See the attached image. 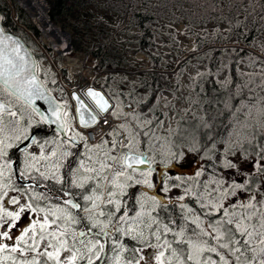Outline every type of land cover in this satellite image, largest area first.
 <instances>
[{
  "label": "trees",
  "instance_id": "trees-1",
  "mask_svg": "<svg viewBox=\"0 0 264 264\" xmlns=\"http://www.w3.org/2000/svg\"><path fill=\"white\" fill-rule=\"evenodd\" d=\"M22 2L24 0H18ZM46 1V2H45ZM25 0L18 3L30 20L35 24L40 36L47 33L52 27L50 21L62 31L70 35V44L76 52L90 53L95 61L96 70H117L127 67L134 68L135 61H129L128 52L141 53L150 60V71L138 74L139 88L143 100L135 102L134 111L138 114L148 115L151 124L146 128L135 127L139 132V143L143 151L148 152L152 159L151 142L154 129L160 124L163 117L158 108L159 95L162 93H175L178 89L177 80L181 75L172 79L164 73L168 69L162 64L157 50V39L161 34V26L173 34V27L184 23L196 42L197 55L195 60L202 63L206 70L198 76L194 82V93L197 97L195 108L200 116L187 114L177 123L175 132L165 134L169 146L175 153L182 149L191 152L196 165L215 172L214 158L219 155L218 147L232 131L236 119L243 116L244 104L257 99L260 88H254L252 80L246 81L239 72V64L243 60H253L250 53L255 50L256 41L264 36V0ZM47 3V4H46ZM48 5V7H47ZM99 7L104 15H95L93 7ZM49 8V12H48ZM0 13L3 15V26L6 31L20 36L33 51L36 60L40 62V55L34 51L32 39L10 17V9L6 3L0 0ZM49 16V17H48ZM113 18V19H112ZM121 18L125 21H118ZM15 19L19 25L38 38L39 33L35 26L25 17L24 13L16 8ZM50 19V21H49ZM117 19V20H116ZM214 24L212 31L200 35L196 28L209 27ZM171 26V27H170ZM55 32L50 36L52 48L60 49L61 53L68 50V39H64L62 31L55 27ZM169 36L170 33H168ZM129 35L133 38L134 47L126 49L124 43L119 42V37ZM86 38L87 44H83ZM174 40V37L171 36ZM210 45H213L209 47ZM178 52L182 49L178 47ZM39 76L43 80L40 70ZM226 76L224 81L219 78ZM44 82V80H43ZM45 83V82H44ZM46 85V84H45ZM102 85V84H101ZM111 94L112 90L108 82L102 85ZM47 89L58 90V99L66 101L65 93L57 85H46ZM7 96L9 103L17 101L23 109L32 112L21 102L14 99L8 92L0 89V97ZM121 99H125L120 94ZM62 101V102H63ZM260 101V100H259ZM15 106V104H14ZM67 110L69 104L65 105ZM19 117L23 116L19 107L15 106ZM264 113V112H263ZM34 116V115H33ZM27 120L26 118H24ZM207 123V126L205 124ZM264 115L257 120L248 121V129L245 130L248 140L244 141L238 150V157L258 160L253 151L260 139H264ZM253 126H258L260 136H252L249 133ZM111 150L115 157L119 148ZM127 152L121 150V154ZM153 161V160H152ZM248 182L244 191L253 189L252 194H260L256 188L264 189V181L259 175L246 174ZM248 192V191H247ZM199 215L204 209H196ZM175 216V217H174ZM181 213L177 214L176 206L169 204V213L164 217L167 222L179 219L188 231L192 225L181 219ZM201 219H204L201 216ZM215 219L209 216L205 219ZM164 221V220H163ZM181 225V224H180ZM137 254L126 250L125 259H131Z\"/></svg>",
  "mask_w": 264,
  "mask_h": 264
},
{
  "label": "snow or ice",
  "instance_id": "snow-or-ice-1",
  "mask_svg": "<svg viewBox=\"0 0 264 264\" xmlns=\"http://www.w3.org/2000/svg\"><path fill=\"white\" fill-rule=\"evenodd\" d=\"M22 47L18 40L6 36L3 30L0 29V89L31 105L42 122L55 125L58 135H61L62 142L66 146L61 156L72 155L68 149L76 147L85 138L72 127L66 106L59 103L50 94L44 83L40 81L37 75L38 67L36 63L32 62L29 65L26 59L27 53L21 55ZM84 94L90 98L91 103L86 104L76 94H73V98L78 105L79 125L82 128H88L97 122V116L109 113V108L115 106L111 105L97 91L88 89L85 90ZM38 100L47 105L43 111L35 106ZM257 103H261V101H253V104ZM85 111L88 112V120L84 119ZM260 111L264 112V107ZM4 112H7L10 116H16L14 111L7 108L5 104L0 103V117ZM109 114L115 115V112ZM104 123H108L106 117ZM28 126L30 127V122ZM205 126H207V123ZM261 127H264V125H261ZM26 132L27 127L25 128ZM249 134L260 136L259 127L253 126ZM23 138L27 139L29 143L35 142L34 138L28 137L26 134L23 135ZM14 139L19 141L21 136L17 135ZM128 139L130 141L128 145L129 152L121 158L122 171L112 178L108 192V203L112 205V208L108 211V221L100 220L99 217L105 216V212L103 210L98 211L95 215H89L86 218L81 217L80 219L90 222V227L86 225V230L76 232L69 229V222L79 223L80 219L74 217L70 211L57 207L51 212L52 218L50 219L49 212L44 208L34 207L28 201L21 203L22 196L9 195L10 191H19V189L8 179L11 175V165L3 158L7 156V149L13 147L14 144L9 142L10 138L8 137L0 138V160H3L0 163V254H6L3 256V260H11L12 264H41V261H43V264H49V261L53 264H76L79 257L86 264H96V261H99L100 264H120L122 252L126 249L122 245L106 248L108 238L115 231H120L124 234L135 232L136 235L132 238L138 240L144 236V228L146 227L150 230L149 238L155 240V243L145 240L146 247L152 249V251L144 253L142 248L135 249L134 253L137 254L126 260L124 264H153V261L155 264H264V189H257L262 198L260 204L252 203L255 199L254 195L248 196V202L239 205V208L243 211H230V209H233L235 201L229 204L228 207H225L222 202L224 198L235 191H243L244 181L232 186L229 191L221 193L220 202L202 204L201 207L209 209L208 211L202 212L199 216L186 217L194 225L190 231L184 225L174 230L170 224L152 217L150 213L148 214V222L141 227V223L137 221L143 215V212L137 213V221L129 224L126 231L122 225L127 224L129 221L127 209L118 217L117 225H112L113 215L121 212L120 197L126 194L125 189L130 184H142L145 187H152L150 180L152 160L142 153L133 152L132 146L135 137L131 132H129ZM113 145L115 146V142H113ZM27 146V144L24 145V147ZM252 147L258 156V160L252 164L251 168L252 170L259 169V179L264 181V139H260ZM56 155L55 151L51 153L52 157ZM180 155L182 153L173 154L174 158H179ZM48 158L43 155L39 157L41 160ZM109 158L116 159L115 157ZM37 159L35 156L30 157L31 164L29 167L39 171L35 164ZM89 159L91 158L89 157ZM227 165L235 167L230 161H227ZM107 167L106 163H101L99 169H84L86 172L95 173V175L78 179L76 186L83 187L86 180H96L97 184L93 185V188H96L103 181H107V176L100 175ZM80 168H84L83 161L80 162ZM128 170H131V172ZM136 172H139L142 179L133 178L132 174ZM20 175L23 177L25 173H20ZM41 176L51 178L45 173H41ZM121 176L124 177V182L120 181ZM57 180L59 182V177H57ZM254 188L255 185L253 184V188H249L247 191L252 192ZM89 191L92 194L84 196L82 199L85 202H92L91 208L86 207L84 209L91 213L93 209L98 208L96 201L103 200V193L97 194L92 189ZM64 195L68 196L70 194L65 192ZM6 200L11 207L5 206ZM64 203L77 210L81 207L79 203L72 199L65 200ZM154 203L158 202L154 199ZM141 207H143V204H141ZM182 207L184 206L182 205ZM187 211L190 213L192 209L189 208ZM60 212L64 213L63 220H61L60 215H57ZM28 213H44V215L38 220H28L27 224L18 223L21 221L22 215L27 219ZM201 216L204 219H201ZM209 216H214L215 219H208L205 225V219ZM58 221L61 222L58 223ZM170 222L174 223V221ZM53 225H55V228H53ZM153 225H156V227L153 228ZM93 228L98 229V231L93 232ZM169 234H171V240L168 239ZM77 240L86 251L76 247ZM6 241H10L11 244L6 243ZM45 241V246L41 249L40 244ZM62 252L69 253L63 260H61ZM110 253H115V255H110ZM3 260H0V264H3Z\"/></svg>",
  "mask_w": 264,
  "mask_h": 264
},
{
  "label": "rangeland",
  "instance_id": "rangeland-1",
  "mask_svg": "<svg viewBox=\"0 0 264 264\" xmlns=\"http://www.w3.org/2000/svg\"><path fill=\"white\" fill-rule=\"evenodd\" d=\"M2 1L8 5L9 9L13 10L14 18L16 15V8H18L35 26L25 11L18 6V3H23L25 0L22 2H19L18 0ZM92 11L95 15H104L99 7H93ZM118 21H122L123 24L125 23V21L121 18H118ZM213 26L214 24H210L209 27L196 28L195 31L199 32L200 35H203L204 32L209 33L212 31ZM172 27L174 28L173 34L168 28L164 26V24H162V35L158 37L156 41L157 50L155 55L158 54L163 61L162 64H166L168 66V69L164 71V73L172 79H175V77L178 76L179 71L182 70V72L177 80V91L175 93L165 92L159 95L158 108L163 117L160 124L153 131L154 134L151 142V151L154 165L151 166L152 171L150 175V180L159 182L157 184V187H159L156 193L149 188L151 190L149 193L150 196L145 195V201H151L153 209H157L159 206L162 204L165 205L167 202H175L183 209V212L185 213V216H182V219L190 223L186 217L199 216L196 209H204L206 211L209 210L207 208H202V204H207L209 202H220L221 193L229 191L232 186L239 184L241 181H244L246 185L248 182V177H246V174L255 175L254 177H257L260 174L259 169L252 170L251 166L255 162L252 160V158H245L244 156L238 157L239 151L237 154L235 152L238 150L241 144L244 143V141L248 140V136L245 134V130L248 129V121L257 120L259 117L264 115V113L260 111V109L264 107V36H261L256 41V49L250 51V53L253 54L254 59L243 60L239 64V72L245 77L246 81L252 80L251 82L253 87L260 88L257 94V99L258 101L260 100L261 103L253 104V102H249L243 105V116L239 119H236L231 133L225 139L223 144L218 147V152L220 154L214 158L218 168L216 166L215 172L212 173L207 169L196 165L197 161L193 159L191 152L185 148L180 150L179 153H182V155H180L179 158H174L173 154H175V152L169 146L167 140L164 137L165 134L175 132L178 121H180V119L187 114L200 116V114L197 112V109L195 108L197 97L194 93V82L196 78L206 70V67L202 63L194 59V57L197 55L196 42L194 37L187 29L186 25L182 23ZM35 28L37 29L36 26ZM55 30L56 28L52 27L47 33H43L41 36L40 32L38 31L39 37H33L32 40L35 46L34 51L41 56L38 70H40L45 84L49 86L57 85L58 88L64 92L62 82L67 84L72 90L76 89L78 91L93 82H98L99 85L110 96L115 106L113 110L115 115H113V117L116 122V127L112 128V130L109 132V136H116V140L119 142V149L123 147L127 150V152H129L128 145L130 141L128 136L129 132H131L135 137L132 150L134 153H136L141 148V146L139 143L140 134L135 127L146 128L151 124V119L148 115L138 114L134 111L135 102L140 103L144 99L139 88L138 74L148 73L150 71V60L144 54L128 52L129 61H135L134 68L127 67L124 69L103 70V72H100L96 70L94 58L90 53L76 51L71 52L69 49L64 53H61L60 49L52 48L50 36L55 32ZM168 33L174 37V40L171 39V36H169ZM62 35L64 39H67V36L64 33H62ZM116 37H119L118 41L124 43V47L126 49H132L134 47L131 44L133 42V38L129 37V35H116L115 38ZM83 44H87L86 38H83ZM211 46L213 45H210L209 47ZM178 47L182 49V52L177 51ZM77 55L84 57L85 70L81 68L78 70L77 68V70L73 71L72 68L69 69L66 67L65 58H74ZM71 66H74V64ZM89 71H92L93 74L91 72V75ZM89 78L92 79L90 80ZM225 78L226 76L224 75L223 77H220L219 80L224 81ZM104 82H108L109 87L112 90L111 94L102 86ZM52 94L54 96H58V94L60 95L59 91L55 89L52 91ZM120 94L126 98L124 100L121 99ZM1 99L4 101L12 100H8L7 96L5 95H2ZM62 101L63 100H61V103L64 105L69 104L67 99L66 101ZM12 103L13 105L15 104V106L20 108L23 114L21 117L29 119L30 122L34 123V125H37V119L33 116V114L23 109L22 105H19L17 101H13ZM68 110L70 115L71 109L69 108ZM14 119L20 124L25 122V119L20 120V117H15ZM69 120L73 125V121L70 116ZM27 132L25 133V129H21L19 130L18 134L14 135V137L20 135L22 138L23 135L27 134ZM14 141L16 140L14 139ZM102 141L99 142L96 147L92 148L94 149L96 155H98L95 151L97 147H101V149H107V143ZM125 153L121 154L120 157L116 155L115 160L110 158L104 160L103 158L112 156L111 150L109 152H105V150L100 151L99 155L102 157H97L96 160H94V163L96 164L94 169H99L101 163H106L108 165L106 168L108 169V172L106 173L108 179L107 181H104L105 183H111L112 178L118 172L122 171L121 158ZM227 161H230L233 165H235V167L228 166ZM128 171L131 172L130 170ZM182 174L187 175L186 179L182 177ZM132 175L134 179H142L139 172H136ZM120 181H124L123 176L120 177ZM152 186L154 187V184ZM256 189L261 188L258 187ZM251 195L255 196V199L252 201V203L259 205L262 199L261 195L252 194L244 190L235 191L233 194H230L224 198L222 202L225 207H228L229 204H232L233 201H235L236 203L233 205V209H230V211L236 210L239 212L243 211V209L239 208V205L247 203V197ZM153 198L158 203H154ZM182 205L184 207H182ZM189 208L192 209L190 213L187 211ZM248 211L250 212L251 210L249 209ZM144 220L145 219L142 217H139L138 221L137 218L130 219L126 227L128 228L129 224H131L133 221L143 223ZM193 227L194 225H192L191 229ZM29 235H31V233H29ZM45 243L46 241L40 244L41 249L44 248ZM143 251L144 253L151 252L149 250ZM124 253L125 252L123 251L120 258V264H124L126 261L125 256L123 255ZM68 255V252H62L61 260H63ZM111 255H115V253H111ZM153 264H155L154 261Z\"/></svg>",
  "mask_w": 264,
  "mask_h": 264
},
{
  "label": "flooded vegetation",
  "instance_id": "flooded-vegetation-1",
  "mask_svg": "<svg viewBox=\"0 0 264 264\" xmlns=\"http://www.w3.org/2000/svg\"><path fill=\"white\" fill-rule=\"evenodd\" d=\"M5 102L13 108V111L16 113L15 117H19L16 107L8 101ZM15 117L8 115V113H4L2 117H0V138L8 137L10 138L9 142H12L14 144L13 147L7 149V156L3 158V160L8 161L11 165V175L8 179H10L11 183L19 189V191H10L9 195L17 197L22 196L21 203L28 201L32 203L34 207L44 208L49 212L50 219L52 218L51 212L57 207H60L66 209L67 211H70L77 219H80L81 217L86 218L89 215H95L96 212L103 210L105 212V216L99 217V219L107 222L108 211L112 208V205L108 203V192L110 190L111 183H105L103 181L101 184L97 185L96 188H93V185L97 184L96 180H86L83 187H77L76 183L78 179L85 178L89 175H95V173L86 172L84 169H94V167H96L94 160H96L97 157L99 158L101 156L99 155L100 151L105 150V152H109L110 149L113 150L115 147L119 148V142L116 140V136L111 137L107 135L99 141L101 142L103 140L107 143V149H101V147H97V149L95 150L99 156L96 155L94 149H92L97 145L92 146L90 142L85 138L83 141H80L76 147L68 149L72 153V155L62 157L61 153L65 150L66 146L63 144L57 133L47 129L38 120L37 125H34V123L30 122L29 119L24 120L25 122H23V124H20L19 122L17 123L15 121ZM21 119H24V117H20V120ZM29 122L30 127L28 126ZM26 127L28 130L26 135L28 137L34 138L35 142L30 143L27 147L19 148V145L25 139L22 137L21 140L14 141L13 137L15 134H18L19 130H24ZM113 142H115V146L113 145ZM150 146L152 149L151 144ZM122 149L125 148L122 147L118 150V157L121 156ZM53 151L57 153L55 157L51 156V153ZM136 153H142L144 154V156L149 157V154H147L148 152L143 151V148H140ZM41 155L49 158L46 160H41L39 159ZM32 156L38 158L35 164L36 168H39V171H36V169L33 167H29V165L31 164L30 157ZM89 157L91 159H89ZM103 159L107 160L109 159V157H105ZM3 160H0V163H2ZM81 161L84 162L83 169L80 168ZM152 165H154L153 161ZM69 169H71V171H69ZM107 172L108 169H105L100 175L106 176ZM20 173H25V175L22 177ZM41 173H45L51 178H45V176H41ZM186 176V174H182V177L184 179H186ZM57 177H59V182L57 180ZM26 182L30 183L26 184ZM158 183L159 182H155V180H151V184H154V187L152 186L153 188L150 187V189H152L155 193L156 191H158ZM90 189L95 191L97 194L101 192L103 193V200L96 201V203L98 204V208L93 209L91 213L85 211L84 209L86 207L91 208L92 202H85L82 199V197L92 194V192L89 191ZM150 189L149 187H145L144 185L130 184V186L125 189L126 194L120 197L121 212L115 213L113 215L112 225H117L118 217L122 212H124L125 209H127V216L129 220L136 219L137 213L143 212V215L141 217L145 220L143 223H141V227H143V225L148 222L147 220L149 213L152 217L159 219L163 223L170 224V226L174 230L183 225V223L179 221V219H175L174 223H171L170 221L167 222V220L164 219V217L169 213V204H173L176 206L177 214L181 213L182 216H185L183 209L177 203L167 202L165 203V205L162 204L157 209H153L151 205L152 202L145 201V195L150 196ZM65 192L69 193L70 195L65 196ZM68 199H72L76 203H79L81 205L80 209H73L70 207V205L65 204L64 201ZM141 204H143V207H141ZM5 206L11 207L10 205H8L7 200L5 201ZM43 215L44 213H28L27 219H25L24 215H22L21 221H19L18 223L22 222L24 224H27L28 220H38ZM57 215H60L61 220H63L64 213L60 212L57 213ZM182 216L180 217L181 219ZM60 222L61 221H58V223ZM184 223H188L190 225L188 221ZM86 225L90 227V222L80 219L79 223L69 222V229L79 232L80 230H86ZM122 226L127 231V224H123ZM155 227L156 225H153V228ZM53 228H55V225H53ZM92 231L95 232L98 231V229L93 228ZM149 231L150 230L145 227L144 236L140 237L139 240L132 238L134 235H136L135 232H128V234H124L120 231H115L113 235L108 238L106 248L114 245H122L123 248L127 251L131 250L134 252L135 249L141 248L143 250L152 251V249L146 247L145 245V240H150L151 243H155L154 239L149 238ZM171 238V234H169L168 239L171 240ZM6 243L11 244L10 241H6ZM76 247L81 248L82 251H86L79 243V240L76 241ZM126 250H124V252ZM4 255L6 254H0V260H3ZM3 264H12V261L3 260ZM41 264H43V261H41ZM49 264H53V262L49 261ZM76 264H86V262L78 257ZM96 264H100V262L96 261Z\"/></svg>",
  "mask_w": 264,
  "mask_h": 264
},
{
  "label": "water",
  "instance_id": "water-1",
  "mask_svg": "<svg viewBox=\"0 0 264 264\" xmlns=\"http://www.w3.org/2000/svg\"><path fill=\"white\" fill-rule=\"evenodd\" d=\"M44 1H45V0H44ZM45 2H46V1H45ZM46 4H47V3H46ZM47 7H48V5H47ZM10 17H11V19L13 20V22L16 24V26L20 27V28H21L22 30H24L28 35H30V36L32 35L31 32L27 31L24 27H22L21 25H19V24L17 23L16 19L13 17V10H12V9H10ZM49 21H50V19H49ZM50 23H51V25H53L54 27H57V26L54 25L51 21H50ZM57 28H59V27H57ZM0 29L3 30V32H4V34H5L6 36H11L13 39L18 40V41L20 42V44L23 46V47H22V50H21V55H24V53L26 52V53H27V57H26V59L28 60L29 65H31L32 62H35L36 65H37V67H38V63H37V60H36V57H35L33 51H32L31 48H30V47L24 42V40H23L20 36H17V35H15V34H13V33L8 32V31L5 30V28H4V26H3V15H2L1 13H0ZM59 30H60V28H59ZM62 33H64V34L67 36V39H68V48H69V51L72 52L73 49H72V46H71V44H70V37H69V34H68L67 32H65V31H63ZM101 72H102V71H101ZM37 75H38L40 81H42V79H41V77L39 76L38 72H37ZM42 82H43V81H42ZM43 83H44V82H43ZM44 86L46 87L45 84H44ZM46 88H47V87H46ZM63 89H64V91L66 92L67 97H68L69 104L71 105V108H72V111H73V115H74V122H75V124H76V127H77V129H79V130H81V131H87V130L93 128L94 126H96V125L99 123V121H100V117H104V116H106L107 114L112 113L113 110H114V108H109V113H104V114H101V115L97 116V122L94 123V124H92L91 127H88V128H82V127H80V125H79V110H78V105H77L76 101H75L74 98H73V94L79 95V96L81 97V99H83V100L85 101L86 104H89V103H91V100H90L89 97L85 96L84 93H85V90L91 89V90H94V91H97V92L101 93V95H103V96L105 97V99H107V100L109 101V103H110L111 105H114V102L112 101V99L110 98V96L106 93V91H105V90L99 85L98 82H97V83H94V82H93V83H91L90 85H88V86L84 87L83 89H81L80 91H78V90H76V89L72 90V89H69V88L64 87V86H63ZM47 90H48V89H47ZM48 91H49V90H48ZM49 92H50V91H49ZM50 94L53 96V94H52L51 92H50ZM11 96L14 97L15 99H17V97H16L15 95H11ZM53 97H54V96H53ZM55 98H56V97H55ZM56 99H57V101L60 103L59 99H58V98H56ZM17 100L20 101L22 104H24V105H25V106H26V107H27V108H28V109H29V110L35 115V117L38 119V121H39L42 125H44L46 128H48L50 131L55 132V133L58 134V130H57L56 126H55V125H49V124H47V123H45V122H42V121L40 120V118H39V115H38L36 112L33 111V108H32L31 105H28V104L24 103L23 100H20V99H17ZM0 103L5 104L7 108H9V109H11V110L13 111V108H12L8 103H6L5 101H3L2 99H0ZM35 106H36V108L39 109L40 111H43V110L47 107V105H46L43 101H39V100L36 101ZM4 113H7V112H4ZM4 113H3V114H4ZM93 114H95V113H93ZM84 119H85V120H88V119H89V115H88V112H87V111H85V113H84ZM59 137H60V139H61V135H59ZM31 138H32V137H31ZM61 140H62V139H61ZM25 144H27V145L30 144V143L28 142L27 139H25V140L19 145V148L24 147ZM29 183H30V182H26V184H29Z\"/></svg>",
  "mask_w": 264,
  "mask_h": 264
},
{
  "label": "built area",
  "instance_id": "built-area-1",
  "mask_svg": "<svg viewBox=\"0 0 264 264\" xmlns=\"http://www.w3.org/2000/svg\"><path fill=\"white\" fill-rule=\"evenodd\" d=\"M107 118L108 123H104V118ZM103 118H101L100 123L97 124L94 128L91 130L83 133L85 135V138L92 144L94 145L97 140L101 139L104 137L112 127H115L114 125V120L111 115H107Z\"/></svg>",
  "mask_w": 264,
  "mask_h": 264
},
{
  "label": "bare ground",
  "instance_id": "bare-ground-1",
  "mask_svg": "<svg viewBox=\"0 0 264 264\" xmlns=\"http://www.w3.org/2000/svg\"><path fill=\"white\" fill-rule=\"evenodd\" d=\"M84 63H85V60H84V57H82V56H80V55H77L76 57H74V58H72V57H66L65 58V65H66V67L67 68H72L73 69V71H75V70H77V68H78V70H80L79 68H81V69H84ZM72 64H74V66H71ZM81 64H82V66H81ZM81 66V67H80ZM85 70V69H84ZM90 72V71H89ZM92 72V71H91ZM91 72H90V74H91ZM92 74H93V72H92ZM91 74V75H92ZM90 79V78H89ZM92 79V78H91ZM90 79V80H91ZM68 83H70V82H68ZM62 84H63V86L64 87H67V88H69L68 87V85L67 84H64L63 82H62ZM69 89H71V88H69Z\"/></svg>",
  "mask_w": 264,
  "mask_h": 264
}]
</instances>
